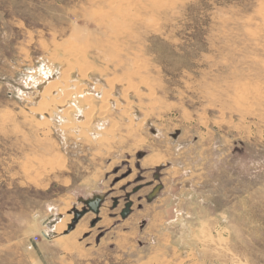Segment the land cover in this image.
I'll use <instances>...</instances> for the list:
<instances>
[{
    "label": "rangeland",
    "instance_id": "rangeland-1",
    "mask_svg": "<svg viewBox=\"0 0 264 264\" xmlns=\"http://www.w3.org/2000/svg\"><path fill=\"white\" fill-rule=\"evenodd\" d=\"M0 264H264V0H0Z\"/></svg>",
    "mask_w": 264,
    "mask_h": 264
},
{
    "label": "bare ground",
    "instance_id": "bare-ground-1",
    "mask_svg": "<svg viewBox=\"0 0 264 264\" xmlns=\"http://www.w3.org/2000/svg\"><path fill=\"white\" fill-rule=\"evenodd\" d=\"M115 1H116V0H115ZM113 5H114V4H113ZM129 10H130V9H129ZM118 14H119V13H118ZM69 51H70V50H69ZM81 51H82V50H81ZM74 53H75V52H74ZM78 53H79V51H78ZM69 56H70V55H69ZM71 56H72V55H71ZM71 56H70V57H71ZM73 56H74V55H73ZM75 57H76V56H75ZM66 58H68V55H67ZM66 58H65V60H66ZM68 59H69V58H68ZM79 62H80V61H79ZM68 66L70 67L69 64H68ZM68 66H67V67H68ZM50 67H51V66H50ZM67 67H66V68H67ZM78 67H79V66H78ZM66 68H65V69H66ZM52 69H53V68H52ZM85 69H86V68H85ZM66 70H67V69H66ZM70 70H71V69H70ZM77 70H78V69H77ZM49 71H50V70H49ZM52 71H53V70H52ZM52 71H51V73H52ZM84 71H85V70H84ZM61 72H62V71H61ZM64 72H65V71H64ZM64 72H63V73H64ZM67 72H68V71H67ZM67 72H66V73H67ZM80 72H83V71H80ZM80 72H79V75H81ZM51 73H50V74H51ZM66 73H64V75H66ZM55 74H57V73H55ZM51 75H52V74H51ZM60 75H62V74H60ZM64 75H63V76H64ZM67 75H68V73H67ZM83 75H84V74H83ZM47 77H48V76H47ZM54 77H56V76H54ZM54 77H52V78H54ZM57 77H58V76H57ZM59 77H60V76H59ZM66 77H67V76H65V78L63 77L64 80L67 79ZM42 79H43V78H42ZM46 79H47V81L49 80V82H51V80H52V79L50 80V79H48V78H46ZM56 79H58V78H56ZM56 79H54V80H56ZM59 79H60V78H59ZM59 79H58V80H59ZM68 79H69V78H68ZM54 80H53V81H54ZM58 80H57V81H58ZM60 80H62V79H60ZM60 80H59V83H60V85H61V81H60ZM41 81H42V80H41ZM66 81H67V80H66ZM66 81H64V84L66 83ZM49 82H48V83H49ZM54 82H55V81H54ZM67 82H68V81H67ZM71 82H72V81H70L69 83H71ZM42 83H43V82H42ZM57 83H58V82H57ZM59 83H58V84H59ZM46 84H47V83H46ZM62 84H63V83H62ZM64 84H63V85H64ZM41 85H44V84H41ZM48 85H49V84H48ZM55 85H56V82H55L54 87H53L54 89H55ZM60 85H59V86H60ZM63 85H62V86H63ZM65 85H68V84L66 83ZM57 86H58V85H57ZM57 86H56V87H57ZM62 86H61V87H62ZM41 87H43V86H41ZM44 87H45V86H44ZM65 88H66V86H65ZM54 89H52V90H54ZM57 89H59V88H57ZM60 89H61V88H60ZM76 89H77V88H76ZM81 89H82V88H81ZM41 90H42V89H41ZM77 90H78V89H77ZM74 91H75V89H74ZM78 91H79V90H78ZM45 92H46V91H45ZM45 92H44V93H45ZM49 92L51 93V91H49ZM72 92H73V91H72ZM57 93H58V92H57ZM66 93H67V92H66ZM66 93H64V94H66ZM81 93H82V92H81ZM55 94H56V93H55ZM60 94H61V93H60ZM76 94H77V93H76ZM78 94H79V93H78ZM48 95H49V94H48ZM57 95H58V94H57ZM57 95H55V96H57ZM68 95H69V94H68ZM81 95H83V94H81ZM41 96H43V95H41ZM58 96H59V95H58ZM61 96H62V95H61ZM61 96H60V97H61ZM69 96H70V95H69ZM50 97H51V96H50ZM60 97H59V98H60ZM63 97H64V96H63ZM66 97H67V96H66ZM73 97H76V96H73ZM83 97H84V96H83ZM45 98L47 99V97H45ZM67 98H68V97H67ZM41 99H42V98H41ZM48 99L51 100L52 98L50 99V98L48 97ZM48 99H47V100H48ZM54 99H55V98H53V100H54ZM63 99H65V97H64ZM55 100H57V98H56ZM55 100H54V101H55ZM65 100H66V99H65ZM40 101H41V100H40ZM57 101H58V100H57ZM57 101H56V102H57ZM72 101H73V100H72ZM79 101H80V100H79ZM38 102H39V101H38ZM42 102H45V101L42 100ZM42 102H41V103H42ZM52 102H53V101H52ZM60 102H61V101H59V103H60ZM73 102H74V101H73ZM59 103H58V104H59ZM67 103H68V102H67ZM81 103H82V102H81ZM52 104H53V103H52ZM55 104H57V103H55ZM55 104H54V105H55ZM63 105H64V104H63ZM49 106H50V105H49ZM73 106H74V104L72 105V108H74ZM66 107H67V105H66ZM69 107H70V106H69ZM69 107H68V108H69ZM81 107H82V106H81ZM48 108H49V107H48ZM50 108H51V106H50ZM60 108H61V107H60ZM75 108H76V107H75ZM62 109H64V108H62ZM65 109H66V108H65ZM43 110H45V109H43ZM54 110H55V109H54ZM57 110H58V109H57ZM57 110H56V111H57ZM80 110H81V109H80ZM39 111H40V110H39ZM39 111H38V112H39ZM47 111H48V109H47ZM62 111H63V110H62ZM60 112H61V111H60ZM75 112H76V111H75ZM61 113H62V112H61ZM70 113H71V112H70ZM81 113H82V111H81ZM62 114H63V113H62ZM65 114L67 115V111L65 112ZM68 115H69V114H68ZM75 117H76V116H75ZM158 157H159V156H158ZM160 159H161V157H159V160H158L156 157H154V159L152 160V162L155 163V164H159V163L161 162ZM149 161H151V160L148 159V161L146 160L145 163L147 164ZM60 219H61V215L58 214V215L52 217V219H50L49 221H47V223H48L49 227L51 228V227H54L55 223H57ZM58 224H59V223H58ZM58 224H57V225H58ZM56 227H57V226H56ZM51 231H52V230L50 229L49 232H51ZM69 232H70V231H69ZM44 234H45V236H50V233L46 234L45 231H44ZM51 234H54V232L52 231Z\"/></svg>",
    "mask_w": 264,
    "mask_h": 264
},
{
    "label": "water",
    "instance_id": "water-1",
    "mask_svg": "<svg viewBox=\"0 0 264 264\" xmlns=\"http://www.w3.org/2000/svg\"><path fill=\"white\" fill-rule=\"evenodd\" d=\"M103 199H104V196L102 194H99V195L97 194L92 198L86 199L85 203L89 206L91 210H93L94 212H98L100 208V204ZM130 207H131V203H127L126 208L123 211V216H126L130 212ZM80 216H81V213L77 212L76 219H74V223L78 221ZM72 229H74V225L69 226L68 230L71 231Z\"/></svg>",
    "mask_w": 264,
    "mask_h": 264
},
{
    "label": "crops",
    "instance_id": "crops-1",
    "mask_svg": "<svg viewBox=\"0 0 264 264\" xmlns=\"http://www.w3.org/2000/svg\"><path fill=\"white\" fill-rule=\"evenodd\" d=\"M158 190H159V188H156L153 192H154V194L153 195H156V194H158ZM152 194V193H151ZM152 196V195H151Z\"/></svg>",
    "mask_w": 264,
    "mask_h": 264
}]
</instances>
